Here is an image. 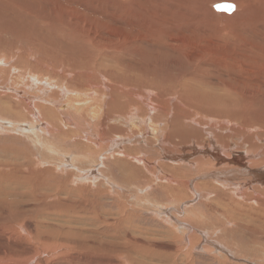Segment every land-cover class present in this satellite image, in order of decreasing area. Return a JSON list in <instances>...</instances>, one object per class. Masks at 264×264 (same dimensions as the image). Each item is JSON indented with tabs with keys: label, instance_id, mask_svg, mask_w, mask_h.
Segmentation results:
<instances>
[{
	"label": "rangeland",
	"instance_id": "rangeland-1",
	"mask_svg": "<svg viewBox=\"0 0 264 264\" xmlns=\"http://www.w3.org/2000/svg\"><path fill=\"white\" fill-rule=\"evenodd\" d=\"M263 119L264 0H0V243L264 264Z\"/></svg>",
	"mask_w": 264,
	"mask_h": 264
},
{
	"label": "bare ground",
	"instance_id": "bare-ground-1",
	"mask_svg": "<svg viewBox=\"0 0 264 264\" xmlns=\"http://www.w3.org/2000/svg\"><path fill=\"white\" fill-rule=\"evenodd\" d=\"M125 1V0H124ZM242 1H244V0H242ZM12 2V1H11ZM231 2V1H230ZM14 3V2H13ZM122 3V2H121ZM182 4H183V2H181ZM145 4V3H144ZM143 4V5H144ZM178 4V3H177ZM181 4V5H182ZM232 4H233V2H232ZM125 5V4H124ZM180 5V4H179ZM180 5V6H181ZM234 5V4H233ZM147 6V5H146ZM142 7V6H141ZM182 7H183V5H182ZM234 8H235V5H234ZM140 11V10H139ZM134 12V11H133ZM212 13H213V11H211ZM182 13V12H181ZM222 13V12H221ZM223 14V13H222ZM128 15V14H127ZM131 15V14H130ZM130 15H128L129 17H130ZM227 17H229V18H231L232 16H227ZM130 19H132V18H130ZM135 19V18H134ZM120 25V24H119ZM13 91V90H12ZM70 92V91H69ZM82 92H83V90H82ZM78 92V93H76V92H73V91H71L70 93H72V94H74L75 95V101L73 100V102H75L74 104H72V105H70V107H71V109L73 108L75 111H77V106L79 105V102H82V103H84V102H87L88 100H90L92 97H94L93 95H90L88 92ZM110 92V91H109ZM16 94V93H15ZM17 95V94H16ZM23 95V94H22ZM81 95H83L84 97L82 98V99H80V101H79V97L81 96ZM18 96V95H17ZM24 96V95H23ZM25 98L26 99H28L29 101L31 100V98H30V96L29 95H26L25 96ZM77 98V99H76ZM89 98V99H88ZM25 99V100H26ZM78 100V101H77ZM87 100V101H86ZM21 101V100H20ZM23 101V100H22ZM68 101H71L72 102V100H70V99H68ZM23 103H25V105L26 104H30L29 102H27V101H24ZM66 103H67V100H66ZM70 104V103H69ZM69 104H68V107H69ZM22 105V104H21ZM36 105V104H35ZM67 104H65V106H66ZM89 105H90V102H89ZM89 105H88V107H89ZM37 106V105H36ZM61 105H59V107H60ZM64 106V105H63ZM59 107H58V109H59ZM87 105H86V107L83 109V110H87ZM37 110H38V107H35ZM61 109V108H60ZM68 109V108H67ZM72 109V110H73ZM104 109V108H103ZM69 110V109H68ZM167 112V111H166ZM80 113L82 114V111H80ZM157 113V112H156ZM159 113V112H158ZM158 115V114H157ZM168 115V114H167ZM80 116V115H79ZM65 118V117H64ZM151 118V117H150ZM149 118V119H150ZM155 118V117H154ZM190 117H188V116H185L184 114L182 115V119L184 120V119H189ZM239 118V117H238ZM263 118V117H262ZM153 118H151L150 120H152ZM156 119V118H155ZM181 119V120H182ZM149 120V121H150ZM159 120V119H158ZM264 120V119H263ZM153 121H155V120H153ZM169 121V120H168ZM173 121V120H172ZM171 120H170V122H172ZM195 121V120H194ZM63 122L67 125V124H70L69 122H71L70 120L68 121L67 119L65 120V119H63ZM145 122V121H144ZM158 122V121H157ZM246 122V121H245ZM146 123V122H145ZM160 123V122H159ZM167 123V122H166ZM165 124V123H164ZM172 125H173V123H171ZM132 125V124H131ZM156 125V124H155ZM153 125L152 126V123H151V125H150V127H151V129H152V135L154 134V136H155V134L158 132V131H160L161 133L164 131V128L160 125V124H158V126L156 125ZM166 125V124H165ZM176 125H178V123H176ZM222 125V124H221ZM136 126V125H135ZM143 126V125H142ZM145 126V125H144ZM147 126V125H146ZM167 126V125H166ZM173 126H175V125H173ZM179 126V125H178ZM171 127V126H170ZM188 127V126H187ZM190 127H192L193 128V126H190ZM175 128V127H174ZM173 128V129H174ZM176 128H179V127H176ZM169 129V128H168ZM224 129V128H223ZM142 130L143 131H145L146 130V128H142ZM175 130V129H174ZM211 130V129H210ZM172 131V130H171ZM177 131V130H176ZM236 132V131H235ZM174 133H177V132H174ZM179 133V132H178ZM181 133V132H180ZM143 134V133H142ZM188 134V133H187ZM214 134V133H213ZM179 135V134H178ZM231 135V134H230ZM186 136V135H185ZM227 136V135H226ZM156 137V136H155ZM158 137V136H157ZM180 137H182L181 135H180ZM180 137H179V139H180ZM222 137H223V135H222ZM233 137V136H232ZM238 137V136H237ZM236 137V138H237ZM251 137V136H250ZM223 138H225V137H223ZM95 139L96 140H98V138L97 137H95ZM221 140H222V138H221ZM225 140V139H224ZM180 141H182V140H180ZM217 141V140H216ZM223 141V140H222ZM229 141V140H228ZM257 141V140H256ZM227 142V141H226ZM226 142H224V144L226 143ZM232 142H233V140H232ZM181 143V142H180ZM230 143V142H229ZM182 144V143H181ZM236 144V143H235ZM223 145V144H222ZM227 146V145H226ZM207 148V147H206ZM231 148V146L230 145H228L227 146V150L228 149H230ZM219 149V147L218 146H213V150H211L210 151V153H211V155H212V159H213V162L215 163V164H223V163H225V164H229V163H231V164H233V163H235V164H238L237 162H239V161H241V159L243 158V157H241V155H239V153L238 154H236V155H233L230 159H228V158H226L224 155H222L221 153H220V149ZM238 151V149H234V150H229V151H231V152H235V151ZM209 151V150H208ZM240 151V150H239ZM248 152H249V150H248ZM248 152H246V154L248 153ZM209 153V152H208ZM224 153V152H223ZM229 153V152H228ZM251 153V152H250ZM250 153H248V154H250ZM230 156V155H229ZM255 156V155H254ZM251 158V157H250ZM122 160V159H121ZM254 162V161H253ZM226 166V165H225ZM228 166H230V165H228ZM228 166H226V167H228ZM231 167V166H230ZM233 168V167H232ZM235 169V168H234ZM236 170V169H235ZM257 174H258V176L260 177V178H262V180L264 181V176L263 175H260L258 172H256ZM172 177V176H171ZM167 178H170V177H167ZM172 179V178H171ZM174 179V178H173ZM175 180V179H174ZM173 180V181H174ZM260 180V179H259ZM180 181H181V179H180ZM182 181H184L183 179H182ZM181 181V182H182ZM242 181V180H241ZM242 183V182H241ZM244 183V182H243ZM223 184V183H222ZM182 185V184H181ZM184 185V184H183ZM182 185V186H183ZM221 185V184H220ZM225 185V184H224ZM226 187V186H225ZM10 188V187H9ZM220 189H221V187H220ZM220 189H219V187L217 186H214L210 191H214L215 192V195H219L218 194V191H220ZM205 191V190H204ZM221 192V191H220ZM259 192V191H258ZM256 193V192H255ZM258 198H256V200H257ZM13 200V199H12ZM260 201V200H259ZM259 201H257V202H259ZM253 220V219H252ZM249 222V221H248ZM217 228V227H216ZM262 228V227H261ZM187 233V232H186ZM92 236V235H91ZM261 240V239H260ZM1 241V240H0ZM145 243V242H144ZM91 244V243H90ZM20 246L19 245H17V244H12V246H8L7 244H3V241H2V243H0V264H147L144 260L143 261H136V262H134V261H130V260H126V259H121V260H111L112 262H108V261H105V262H100V261H96V260H93V259H84V260H81V261H75V260H70V261H59L58 263L56 262V263H54V261H52V262H49L48 261V259H47V257H44V258H35V256L33 257V256H27V257H25L27 254H29L31 251V249L30 248H26V247H22V248H19ZM85 247V246H84ZM86 248V247H85ZM87 249H89V248H87ZM37 250V247H34V249L32 250L33 252H35V251ZM83 251V250H82ZM12 252H14V254L12 253ZM16 252H17V254L18 253H24V255H23V257L20 255V257L19 256H16L17 254H16ZM77 252V251H76ZM81 252V251H80ZM92 252V251H91ZM95 252H97V251H95ZM263 253V252H262ZM81 254V253H80ZM90 254V253H89ZM91 256V255H90ZM138 256V255H137ZM15 257H17V258H15ZM19 258H22V259H19ZM35 259H37V260H35ZM258 259V258H257ZM34 261V262H33ZM33 262V263H32ZM148 264H150V263H148ZM151 264H155V263H153V262H151Z\"/></svg>",
	"mask_w": 264,
	"mask_h": 264
},
{
	"label": "water",
	"instance_id": "water-1",
	"mask_svg": "<svg viewBox=\"0 0 264 264\" xmlns=\"http://www.w3.org/2000/svg\"><path fill=\"white\" fill-rule=\"evenodd\" d=\"M213 8L216 10H221L230 13L234 10V5L231 2L222 1L214 3Z\"/></svg>",
	"mask_w": 264,
	"mask_h": 264
}]
</instances>
